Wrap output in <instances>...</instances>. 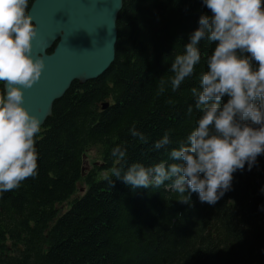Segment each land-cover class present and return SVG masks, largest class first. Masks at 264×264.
Instances as JSON below:
<instances>
[{"label":"trees","instance_id":"1","mask_svg":"<svg viewBox=\"0 0 264 264\" xmlns=\"http://www.w3.org/2000/svg\"><path fill=\"white\" fill-rule=\"evenodd\" d=\"M205 13L202 0H124L115 62L54 104L35 137L38 174L0 194V264H264V154L251 171L234 173L214 205L197 193L183 202L188 194L169 182L134 189L112 174L168 160L196 127L201 113L191 89L214 43L200 42L201 61L179 89L168 84L158 93ZM133 126L145 141L131 135ZM165 132L172 144L155 150ZM117 145L127 147L125 162L111 155Z\"/></svg>","mask_w":264,"mask_h":264},{"label":"clouds","instance_id":"2","mask_svg":"<svg viewBox=\"0 0 264 264\" xmlns=\"http://www.w3.org/2000/svg\"><path fill=\"white\" fill-rule=\"evenodd\" d=\"M211 14L199 19L182 54L175 56L170 79H161L159 93L170 84L177 90L201 61L200 42L215 48L207 57L199 86L191 89L201 113L196 127L168 151V160L146 166L132 163L112 174L132 188L169 187L197 193L201 202L214 205L232 187L234 173L248 170L264 154V0H202ZM29 0H0V194L20 187L38 174L36 135L42 120L24 105L26 88L40 80L45 59L32 55L38 26L28 12ZM192 108L189 107V113ZM133 137L145 141L135 126ZM172 144L165 132L155 150ZM112 157L125 162L127 147L112 148ZM171 161V162H169ZM264 193V188L261 189ZM264 210V206H261Z\"/></svg>","mask_w":264,"mask_h":264},{"label":"water","instance_id":"3","mask_svg":"<svg viewBox=\"0 0 264 264\" xmlns=\"http://www.w3.org/2000/svg\"><path fill=\"white\" fill-rule=\"evenodd\" d=\"M123 5L124 0H35L29 11L38 26L32 55L43 57L46 67L24 90V105L41 118V128L75 82L96 80L111 68Z\"/></svg>","mask_w":264,"mask_h":264},{"label":"rangeland","instance_id":"4","mask_svg":"<svg viewBox=\"0 0 264 264\" xmlns=\"http://www.w3.org/2000/svg\"><path fill=\"white\" fill-rule=\"evenodd\" d=\"M95 158H97V152L95 150H93L89 155H88V159L85 160V167L87 168V170L89 169V166L91 165V160H94ZM90 164V165H89Z\"/></svg>","mask_w":264,"mask_h":264}]
</instances>
